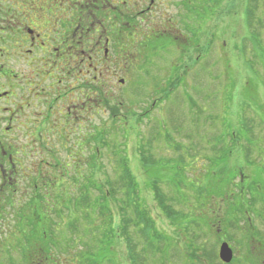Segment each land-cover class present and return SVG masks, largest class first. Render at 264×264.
<instances>
[{
  "label": "rangeland",
  "instance_id": "1",
  "mask_svg": "<svg viewBox=\"0 0 264 264\" xmlns=\"http://www.w3.org/2000/svg\"><path fill=\"white\" fill-rule=\"evenodd\" d=\"M184 1L174 0V7L171 6L167 14L174 16L181 33L185 16L190 17V48L182 51L167 40L145 39L140 44L142 48L140 46L136 51L138 58L111 62L113 77L109 85L115 103L123 105L127 119L124 117L123 121L112 122L111 127L116 126L111 128V150L109 152L102 147L99 161L106 164L109 161L113 166L106 167V174L112 183H116L120 172L114 166L119 165L120 158L127 157L134 181L144 199L142 205L155 225V230H148L143 241L150 240L157 253L160 251L167 255L174 252L175 261L182 262L184 257L188 258L182 252L190 241L188 235L204 252L199 257L211 262L215 260L218 244L207 235H201V231H207L209 227V216L224 214L226 208L228 210L237 203L239 182L260 183L262 187L258 186L256 193L264 196V1L257 0L255 5L248 0H217L221 2L223 13L220 18L214 17L212 23L203 25L183 10L181 5ZM246 5L247 8L256 7L252 21L248 13L249 23L245 15ZM196 41L200 51L194 53ZM178 42L182 48L183 41ZM120 80L124 84L120 85ZM126 128V133H123ZM246 149L247 152L244 151ZM145 156H152L157 162H150ZM139 157H145V163ZM145 171L150 177L145 175ZM73 180L78 184L84 183L82 175H56L59 188L61 185L68 187ZM153 180L162 182L157 185L162 189L166 204L177 216V213L185 216L190 227H185L184 222L181 224L179 217L176 221H169L166 216L170 215L162 214L159 201L152 196L150 181ZM26 188L23 182L16 188L18 206H23L25 200L32 197V190ZM82 188L81 192L71 190L69 200L78 199L76 204L91 206L101 202L94 186L89 188L85 184ZM52 190L38 189V195L47 192V198H52ZM249 192L255 193L251 188ZM80 193H85L83 197L88 199L79 198ZM61 197L67 199V191ZM260 205L251 206L257 211L252 218L259 234H264V208ZM60 208L55 202L46 206L34 205L29 216H42ZM4 211L0 220V248L4 251L0 262L4 261L5 252H12L9 261L27 262L29 256L26 260L17 252L30 251V246L20 245L16 249V242L21 239L20 235L14 234L16 221L12 215L16 207L12 210L5 208ZM240 212L235 213L237 220L232 222L235 224L223 226V231L234 245L238 264H250L246 261L250 259V251L246 249L243 237L248 228L242 226L245 224L244 216L248 214ZM81 213L76 215V232L68 228L74 217L67 218L66 211L59 217L56 236L49 237L50 240L44 243L49 245L51 242L50 246L57 244V249L52 250L54 255L64 257L74 253V261L70 264H165L160 254L158 257L151 254L144 257L146 252L153 250H149L139 236L129 240L132 246L136 242L132 248H127L121 234L104 236L105 214L102 222H96V215L88 214V218H84ZM37 228H40L39 223ZM28 232L23 230L24 235ZM259 248L263 252L257 262L264 264V246ZM133 256L135 262L131 259ZM65 261H70V258ZM192 261L198 263L196 257Z\"/></svg>",
  "mask_w": 264,
  "mask_h": 264
},
{
  "label": "flooded vegetation",
  "instance_id": "2",
  "mask_svg": "<svg viewBox=\"0 0 264 264\" xmlns=\"http://www.w3.org/2000/svg\"><path fill=\"white\" fill-rule=\"evenodd\" d=\"M184 3L189 9L190 0ZM171 6L174 0H0V212L1 205L2 211L15 208L21 182L27 186L25 190L31 189V175H44V181L34 184L44 191L60 184L56 175H82L83 185L69 182L70 195L86 183L94 186L90 183L94 175L113 167L109 161H99L100 151L103 147L110 152L111 128L116 126L111 127L112 122L127 116L123 105L115 103L109 85L111 62L138 58L137 49L145 39L167 40L182 51L190 48V17L185 16L181 33L174 16L167 14ZM178 41H183L182 48ZM126 158H120L125 169L129 167ZM37 194L36 190L30 193ZM43 195L46 200L47 192ZM3 215L0 213V220ZM252 217L245 215L242 226L251 229L256 245L264 246V234H259ZM209 219V227L201 235L218 244L215 260L208 262L198 256L195 263L186 246L182 251L188 256L185 261H175L171 252L165 264H227L219 259L223 243L232 251L228 264H238L234 245L222 230L235 224L237 216L213 214ZM225 219L227 224L222 223ZM58 221L54 212L35 216L43 245L30 246L28 262L0 264L73 262L74 253L59 257L52 252L57 244H44L56 236ZM68 257L70 261H65Z\"/></svg>",
  "mask_w": 264,
  "mask_h": 264
},
{
  "label": "trees",
  "instance_id": "3",
  "mask_svg": "<svg viewBox=\"0 0 264 264\" xmlns=\"http://www.w3.org/2000/svg\"><path fill=\"white\" fill-rule=\"evenodd\" d=\"M248 1L254 2V4L257 5V0H248ZM184 5H185V3L183 2V5H181L183 7V10H184V8L186 10H188V12L190 14H192V16L194 17L195 22H199L201 25H203L202 23H205V22H211L212 23L214 21V19H213L214 17L220 18V15L223 13L222 7H221L222 6L221 2L217 1V0H190V8L189 9H188V7H185ZM245 7H246L245 15L248 19V13H250L251 21H252V17L254 16V10L256 9V7L254 9H252L249 6L247 8V5ZM249 20L250 19H248V23H249ZM182 25L184 27V22L182 23ZM191 31H192V29H190V33H191ZM197 42L198 41H196V43H195L197 45H194V53H196L197 51H200V47L198 46ZM196 60H198V59H196ZM244 151L247 152L248 150L246 149ZM145 157L149 158L150 162L154 161L153 159H151V156H145ZM145 157H144V159H143V157H140V160L143 163H145ZM155 162H157V161H155ZM115 167L120 172V178L116 180V183H112V181H110L111 178H109V175L106 173L105 174L104 173H96L94 181H92V182L90 181V183L93 184L94 187L97 189V192H99V197H100L99 200H101V202L97 201L95 203V205H93V206L87 205V203H83L82 205H78V204H76L78 199L69 200V198L65 199V197L64 198L61 197L63 195L64 191H67L66 187L64 188L63 185H61L60 188L58 187L59 185L55 186L52 190V198H49V199L46 198V200H45L43 195L37 194V195H33L28 200L26 199L23 206H18L19 200L17 199L16 203H15V207H16L15 216L16 217L14 218V220L16 221V223H15L16 229L14 230V234L20 235L21 239L18 242H16V247H17L16 249H19L20 245L34 246V245L39 244V242L41 245H43V242L41 241V239L43 240L44 236L37 234V231H36V230L40 229V228H37V225H38L37 222H34V218L36 215L29 216V213L31 212V209L33 208L34 205L39 204L40 206H46V205H50V203L55 202L57 204V207H61L60 209H57L54 211V213L57 217L64 215L65 211H66V217L67 218H69L70 216L79 215V213L82 212L80 214L81 217H84V218L87 217L88 218L87 215L92 214L94 216L96 215V217H95L96 222H98V221L102 222V220H104V218H102V217L105 214L106 215L105 220L107 221V223L105 225V230L103 232L104 236H106L107 234H114V233H117L118 236L121 234V236H124V238H125L127 248H132V247L136 246L135 241H132V242H135V243H133V246H132V243H130L131 241H129V240H132L135 238L138 239V236H139L140 241L143 242L145 244V246L148 247L149 250H153V248H152L153 246H152V244H150V240H147V242L142 240V239H146V236H147L146 234H147L148 230H151V231L155 230V225H154V222L152 221V219L148 216L147 211L144 209V207L142 205L144 202V199L141 198L138 185L134 181V176L132 175L133 172L129 169V167H127L125 169L126 166H124L123 159H120L119 165H117ZM147 173H149V172L145 171V175H148ZM96 175H99V178H96ZM43 176L44 175H31L30 182L33 185L31 186L30 190L38 191L39 188H37V189L34 188V184L35 185L40 184L42 181H44V179L42 178ZM86 176H88V175H86ZM102 176H103V178H102ZM108 179L110 182L108 181ZM250 182H252V181H250ZM250 182H248L246 184H244V183L242 184V182H239V186H237V188H236V195L238 196V201H237V203L233 204L230 208H228V210H230V211H228L226 208L225 211H223L224 214L235 215V213L241 214L240 211H246L247 214L255 216L257 214L256 213L257 211H254L252 209L253 205H256L258 207V205L261 204L260 206L264 208V196L256 193V191L259 189L258 186L262 187V185L260 183L255 185V184L250 183ZM157 183L162 184V182L159 180L158 181L157 180L150 181V184L153 185L151 192H152L153 198H155V200L159 201V206L161 205L160 209H162L161 210L162 214L165 213V214L170 215V216H166L169 221H170V219H173V221H176L177 220L176 217H179L181 220V224L184 222L185 227H190V225L188 224L189 220H185L186 219L185 216H183V215L180 216L181 214H179V213H177L178 214V216H177L176 212H174L170 209L171 206H168L166 204V198H165V196L162 195V191H161L162 189L158 187ZM86 184H88V183H86ZM247 185H249V186H247ZM263 187H264V185H263ZM89 188H90V186H89ZM249 188H251L253 191H255V193L249 192ZM80 189H83L82 186H81V188L78 189L79 192H81ZM86 190H87V188H86ZM84 194L85 193H80L79 198L82 197V199L87 200L88 198L83 197ZM69 196H72V195L68 194V197ZM3 201L4 200H2L1 202H3ZM106 202H109V204H107ZM3 207H4V205H1V212H0L1 214L5 213V211H2ZM26 214H27V217H26ZM174 215H176V216H174ZM116 217H117V219H116ZM193 223H195V222H193ZM222 223L227 224V221L225 220ZM69 225H70V226H68L69 230L71 232H76V230L78 228L77 224H76V218L73 219ZM107 225H108V227H107ZM24 229H26V231H29L28 235H24V233H23ZM108 230H109V233H108ZM182 230L186 231L185 229H182ZM250 231H251V229L248 228V229H246V232L243 234V237L246 240V241H244L246 249L250 251V254H249L250 259H246V261H249L250 264H253V263L259 264L257 262L258 257H259V254H261V252H263V250L261 248H259V246L253 242L254 237ZM131 235H133V236H131ZM1 238L2 237H0V239ZM187 238H188V240H190L187 243V247L190 248L191 256H192L191 258L193 260V257L197 258L199 256V252H201L200 251V245H195L193 243V241H191L192 240L191 236L187 235ZM193 239H196V237H194ZM3 252H0V255L3 254ZM150 252L151 253L146 252L144 257H146L147 254H151V256L158 257L157 255L160 254L161 256H163L165 261H167V259L165 258L167 256L166 254H161L160 251H158V253H157L155 250L150 251ZM255 252H258V253H255ZM17 253H19L25 259L28 256V251L22 250V251L17 252ZM9 255H10V253L5 252L4 261H9L8 260ZM131 259L133 260V262H135L134 256L131 257ZM16 263H18V262H16Z\"/></svg>",
  "mask_w": 264,
  "mask_h": 264
},
{
  "label": "water",
  "instance_id": "4",
  "mask_svg": "<svg viewBox=\"0 0 264 264\" xmlns=\"http://www.w3.org/2000/svg\"><path fill=\"white\" fill-rule=\"evenodd\" d=\"M219 259L227 264L232 260V251L226 243H223L219 248Z\"/></svg>",
  "mask_w": 264,
  "mask_h": 264
}]
</instances>
